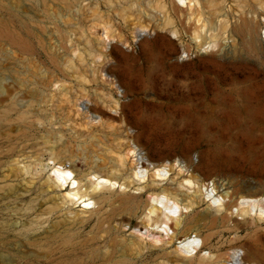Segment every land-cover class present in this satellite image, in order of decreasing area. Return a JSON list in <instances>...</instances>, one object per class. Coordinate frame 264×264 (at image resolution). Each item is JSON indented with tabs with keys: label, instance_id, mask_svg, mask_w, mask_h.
<instances>
[{
	"label": "rangeland",
	"instance_id": "obj_1",
	"mask_svg": "<svg viewBox=\"0 0 264 264\" xmlns=\"http://www.w3.org/2000/svg\"><path fill=\"white\" fill-rule=\"evenodd\" d=\"M199 1L195 7L200 22L194 14L179 12L170 0H0V252L5 255L0 264H198L199 255L209 249L224 260L215 264H232L230 254L243 249L244 242L261 253L246 263L264 264V244L252 242L251 227L235 231L216 226L209 246L183 260L174 252L180 238L167 248L145 234L138 238L145 231L140 210L129 214L118 201H108L79 224L63 220L67 206L52 208L60 203L62 191H42L51 171L44 164L52 153L67 160L65 165L84 170L111 165L125 147L128 138L119 121L106 117L103 123H89L83 105L112 113L121 101L132 116L131 110L149 101L139 73L147 72L150 64L138 41L156 33L172 41V54L163 62V81L190 90L191 101L186 103L213 118L201 128L196 114L183 119L176 109L168 114L170 101L165 99L163 123L152 129L137 127L145 151L171 156L179 167V158L195 161L232 144L236 148L222 166L229 173L226 182L250 173L264 176V159L256 163L246 154L254 147L264 149V128L241 129L219 113L220 107L253 101L245 91L257 83L264 86V0ZM173 26L181 38L169 31ZM194 29L201 35L200 48L195 45L200 39L191 37ZM129 65L134 75L130 84L125 78ZM177 72L187 74L176 76ZM119 85L133 91L121 97ZM133 122L136 125L134 118ZM38 158L44 175L28 187L31 175L21 168ZM255 164L258 167H252ZM237 187L241 194H264ZM41 216L49 217L47 223L38 222ZM58 220L55 231L46 233L48 224ZM19 244L28 252L17 253Z\"/></svg>",
	"mask_w": 264,
	"mask_h": 264
},
{
	"label": "bare ground",
	"instance_id": "obj_2",
	"mask_svg": "<svg viewBox=\"0 0 264 264\" xmlns=\"http://www.w3.org/2000/svg\"><path fill=\"white\" fill-rule=\"evenodd\" d=\"M170 2L182 14L190 17L194 14L197 22L201 21L200 10L195 7L199 5V0H170ZM184 5L187 8L183 7ZM201 26L204 27L203 24ZM143 31L141 32L144 33ZM169 31L181 38L177 27H170ZM200 36V32L194 29L191 34L193 40ZM195 45L197 48L202 47L201 39L196 41ZM213 45L209 44V47ZM171 46L172 41L163 34L156 33L151 39L146 36L140 37L139 51L150 66L147 72L139 73V79L144 84V88L148 89L147 95L150 100L139 105L136 110H131L132 116L130 110L125 108V103L121 101L115 103L112 113L83 105L84 115L89 123L94 121L103 123L106 117L117 119L126 132L128 141L125 147L119 149L113 156L112 164L94 165L79 170L72 163L65 165L67 160L62 159L59 154L52 153L51 161L44 164L51 171L45 177L43 184L47 187L42 191H48L49 188L62 191L60 195L58 194L60 203L51 207L67 206L68 209L62 213L63 220L69 219L79 224L85 223L94 214H98L103 204L108 201H118L129 214H136L140 210L143 212L141 224L145 231L140 232L138 238L145 234L150 237L152 243L163 248L172 246L173 241L180 238L179 244L174 246V252L183 260L193 259L205 246H209L212 230L219 225L235 231L241 227H251L252 242L256 245L264 244V233L259 232L262 228L264 229V194H241L237 183L230 184L223 179H218L212 176L213 171L195 172L191 169L192 161L188 157L179 158L176 161L179 167H175L171 156L155 157L143 148V139L137 127L144 125L152 129L162 124L164 113L161 103L165 99L170 101L167 106L168 114H172L173 109H176L180 119L196 114V123L201 128H205L203 126L208 125L213 118L211 114L206 115L198 111L197 107L186 103L191 101L190 90L184 91L174 87L173 82L163 81L167 72L163 62L172 54ZM123 56L127 58L128 55L123 53ZM170 69L173 71L175 65L172 64ZM172 73L174 74V71ZM125 74L130 84L134 76L130 65ZM180 74L187 73L177 72L175 75ZM119 88L121 97L129 96L130 91H133L130 86L122 88L119 85ZM245 94L247 97L254 98L253 101L239 106H219V113L225 120L238 122L241 129L252 131L258 127L264 128L263 84L253 85L245 91ZM241 120L244 121L241 122ZM230 159L225 151H211L203 154L199 160L210 164L217 163L220 169H215V172L225 174L226 170L222 166ZM251 159L256 163L259 160L256 156H252ZM42 166V159L38 158L33 164L30 161L21 168L23 174L31 175L28 187L34 184L39 176L44 175ZM9 183L12 184V182ZM26 191H29V188L26 187ZM75 205L80 206L78 211L71 209ZM48 220V216L38 218V222L47 223ZM123 220H125L124 217L119 220V223ZM201 220L203 222H200ZM58 223L59 220L48 224L45 232L55 231L53 227ZM242 247L243 249H233L230 254L232 264H247V258L261 257V253L253 248L252 243L244 242ZM27 248L19 244L15 251L25 254L29 250ZM3 257L5 255L0 252V258ZM223 261L221 256L215 255L209 249L199 255L198 264H215Z\"/></svg>",
	"mask_w": 264,
	"mask_h": 264
},
{
	"label": "water",
	"instance_id": "obj_3",
	"mask_svg": "<svg viewBox=\"0 0 264 264\" xmlns=\"http://www.w3.org/2000/svg\"><path fill=\"white\" fill-rule=\"evenodd\" d=\"M236 147L232 144H229L228 146H224L221 148H217L216 151H225L228 153L229 156L234 152V149ZM247 156H256L259 159H264V149L260 148H251L246 152ZM258 163H261L260 160H258ZM252 167H258V165H252ZM191 169H193L197 173H205L206 171H213L214 177L218 179H223L225 181H228L229 176L228 172L217 173L215 172V169L219 170L220 166L215 164L206 163L203 161H200L199 158L196 157L195 161H192L191 163ZM238 185H242L248 189H259L260 191L264 192V176L263 175H257L256 173H250L246 176H244L242 179H237L236 182Z\"/></svg>",
	"mask_w": 264,
	"mask_h": 264
}]
</instances>
